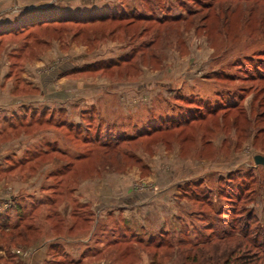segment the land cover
I'll list each match as a JSON object with an SVG mask.
<instances>
[{"label": "rangeland", "instance_id": "374dc122", "mask_svg": "<svg viewBox=\"0 0 264 264\" xmlns=\"http://www.w3.org/2000/svg\"><path fill=\"white\" fill-rule=\"evenodd\" d=\"M7 1L8 27H26L1 37L0 54L24 107L0 118V144L9 141L0 188L26 186L24 198L3 194L0 215L45 203L33 212L41 227L35 237H49L69 207L83 218L94 214L79 202L80 184L114 177L129 184L118 199L136 205L146 226L157 229L159 215L167 221L150 246L144 236L143 244L129 240L89 261L207 264L216 252L212 259L223 264L232 243L245 241L237 239L248 213L249 232L264 235V166L254 163L264 157V0ZM94 13L115 18L74 22ZM66 93L75 94L71 119L60 105ZM84 98L92 107L79 112ZM160 118L170 125L152 131ZM105 204L109 214L113 204ZM0 245L8 258L18 246L8 238Z\"/></svg>", "mask_w": 264, "mask_h": 264}, {"label": "crops", "instance_id": "0c3cea01", "mask_svg": "<svg viewBox=\"0 0 264 264\" xmlns=\"http://www.w3.org/2000/svg\"><path fill=\"white\" fill-rule=\"evenodd\" d=\"M21 3L24 0H20ZM8 4L7 0H0V26L7 25L11 20L4 19L8 16V9L5 8ZM1 41V37H0ZM42 62L38 61L32 67L30 66L29 70H32L33 75H39V72L35 71L37 67L42 66ZM10 68V61L8 56L5 53L0 54V118H4L7 116L8 112H17L19 108H23L18 104L17 98L14 97V93L16 87L12 82V77L8 75ZM69 82V81H68ZM73 82V81H70ZM37 87H33L32 91H36ZM89 90H82L81 93L87 97L89 94ZM34 95H30L28 97H33ZM39 95V94H38ZM65 95V94H64ZM75 94L66 93L67 98L72 97ZM99 96H97L98 98ZM17 99L15 101V99ZM22 98H24L22 96ZM87 99V100H86ZM67 100V99H66ZM67 101H63L60 105L65 107L66 116L71 119L69 116L71 114V103ZM89 99L84 98L82 102H86L87 104L79 106L78 111L81 112L87 110L92 107L89 104ZM93 104V103H92ZM59 105V107H60ZM94 106V105H93ZM97 107V105L95 106ZM78 112V113H79ZM5 120V119H4ZM5 120L4 123H6ZM0 124H2V120L0 119ZM9 141H6L0 144V163H5L9 161L7 158V150H8ZM26 148V147H25ZM14 168V166H10L8 168ZM19 168H22L19 167ZM16 170V169H15ZM114 175V174H113ZM93 179L86 180L77 188L79 193V202L81 204L89 205L90 209L94 212L89 220L77 221L70 215V207L67 211V215H61L58 217V222L56 221L53 227L55 230L49 233V237L43 236V238L38 237L36 241L32 243L31 246H16L15 249H11L10 253L13 255L12 258H8L5 253V249L0 250V264H48L51 261V254L56 252H60L64 256H71L72 259L70 261H74L73 264H109L105 260H92L93 256H100L104 253L105 244L102 242V236L104 230H108V226L118 225V228L122 230V227L128 229L131 232H135L136 235H141L142 237L146 236L147 238L154 237L155 233H157L167 221L163 219L159 215L160 219L156 221V226L158 224L157 229L151 230L150 227L146 226V219L144 222L142 221L143 216H141L138 212V208L136 205H131L129 202L123 204L120 202V198L124 191L129 190V184H123L124 181H119V179ZM19 181V180H18ZM6 188H0V200L5 202L7 198L3 194H7L9 196H13V198L22 197V194H25V186L24 182H16L12 184H6ZM30 192V190L28 191ZM7 196V197H9ZM20 199V198H19ZM111 202L113 204L112 211L109 214H106V204ZM4 204L0 207H3ZM14 207V206H13ZM97 209V210H96ZM8 210V209H7ZM136 212V213H135ZM8 213L13 214V208H9ZM69 213V214H68ZM139 214V215H138ZM56 217L49 218L48 220L53 221ZM50 221V224H51ZM60 225L56 228V224ZM155 226V222H154ZM59 232L57 233V230ZM125 233V232H124ZM130 232H126L125 234H129ZM89 252L84 257L85 252ZM71 264V263H70Z\"/></svg>", "mask_w": 264, "mask_h": 264}, {"label": "trees", "instance_id": "16d2710c", "mask_svg": "<svg viewBox=\"0 0 264 264\" xmlns=\"http://www.w3.org/2000/svg\"><path fill=\"white\" fill-rule=\"evenodd\" d=\"M122 15H120V17H118L119 18L118 20L124 19V17ZM108 16H110L111 19L115 18L114 13H112L110 15L108 13L107 14H103V13H96L95 14L94 13L93 15H90L89 17L84 16L83 19L76 20L74 22H76L77 25H86V24L88 25V24L94 23V22H104L105 20H107L109 18ZM54 20H56V18L51 17V18L47 19L46 21L37 22V24L38 25L50 24V23H53ZM31 21L34 22L35 20H31ZM64 22H69V21L64 20ZM21 24H23V23H21ZM20 25H19V27H16V28H9L8 25L7 26L6 25L0 26V37L4 36L6 34H15L16 32H20V30L22 31L26 27V25H22V26H20ZM32 25H34V24H32ZM169 121H170V119H166L164 121L163 119L160 118V120H158L159 124L157 126H155V127L151 126L154 129L152 131H157V130L163 128V126H165V125H166L165 128H167L168 124L170 125V123H171ZM118 139H121V137H118ZM131 139H134V138H128L127 142H129ZM122 142H125V141L122 140ZM91 144L93 145V143H91ZM100 144L105 148L111 147L110 146L111 143H107V144L106 143H100ZM118 144H119L118 141H115L114 145H112V146H118ZM197 197H196V199H197ZM42 204H45V203L38 204L37 206L32 208L29 212L25 211L26 210L25 206L15 204L14 207H12L13 213H14L13 215H9L8 212L5 213L4 215H0V241L4 242L8 238V244H10V245H16V244H18V246H22V245L30 246V245H32V243L34 241H36V239H38L35 236L41 232V227L38 224L36 225V222H35L36 217H34L35 215L33 214V212L36 211L39 207H41ZM83 208L85 210L88 209V207L86 205L83 206ZM70 215L74 218V220H77V221L89 220L92 216V214H90L89 217L83 218V217H80L79 214L74 215L71 213ZM13 216L16 217L17 221L13 225H11V218ZM58 217H60V216H57V218ZM47 218L48 219L52 218V216H49ZM245 220L247 221V223L245 225V229L243 231V234L241 235L243 237V239H241V238L237 239V240H245V241H242V243L238 242V243H236V245H233V243H232V249L230 250V252L227 255V258L225 259L223 264H264V235H262L260 230L258 232H255L254 230L252 231V233L249 232L250 227H251L250 222L253 221L252 213H248ZM24 222H32V223L28 224L27 227L26 226L22 227ZM225 222L226 221L222 220V223H225ZM115 230H117V231H115ZM128 231L130 232L129 237H127V234H125ZM122 232H123V233H121L122 236H120L118 238V229L117 228H113V230H111V231L107 230V229L104 230L102 240L106 241L104 243L105 247H106L105 248L106 252H107V248H111V247H115L119 244L127 243V241H129V240L133 241L135 239V240H137L138 244L144 243L143 237L141 235H136L134 231L131 232L129 230V228L125 229L124 227H122ZM160 236H159L160 238H163L164 234H160ZM105 239H109V241L105 240ZM156 239H159L158 236L150 237V238L146 239L144 245L146 247H148L152 243H154L155 242L154 240H156ZM206 239H208V238H206ZM220 241L221 240H219L217 242V244L220 243ZM221 242H223V241H221ZM1 247H2V245H0V249H3ZM224 249H228V248H224ZM89 252L90 251L85 252L84 257L87 254H89ZM216 254L217 253L215 252V254L212 255V257L208 258L207 264H210V262L212 264H217L216 258L212 259L216 256ZM8 255H9V253H8ZM10 258H12V256ZM192 260L194 261L195 259L193 258ZM50 262H54V261L51 260ZM73 262L74 261L72 260V261H68L65 263L63 260L61 262H54V263L55 264H70V263L73 264ZM54 263H50V264H54Z\"/></svg>", "mask_w": 264, "mask_h": 264}, {"label": "water", "instance_id": "95a60500", "mask_svg": "<svg viewBox=\"0 0 264 264\" xmlns=\"http://www.w3.org/2000/svg\"><path fill=\"white\" fill-rule=\"evenodd\" d=\"M254 163L256 165H261V166H264V157L263 156H260V155H256L254 157Z\"/></svg>", "mask_w": 264, "mask_h": 264}]
</instances>
